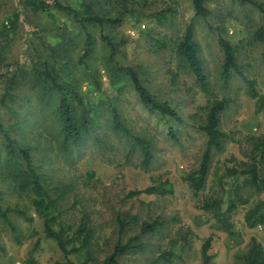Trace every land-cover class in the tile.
Returning a JSON list of instances; mask_svg holds the SVG:
<instances>
[{"label": "rangeland", "instance_id": "374dc122", "mask_svg": "<svg viewBox=\"0 0 264 264\" xmlns=\"http://www.w3.org/2000/svg\"><path fill=\"white\" fill-rule=\"evenodd\" d=\"M61 1L77 6L83 0ZM98 1H94L96 10L109 17H118L122 4L128 9H123L121 24H107L104 29L118 45L111 61L136 69L151 93L168 101L184 121L151 112L128 77L115 85L107 68L109 63L106 66L110 49L102 41L101 30L91 28L96 45L89 66L70 65L61 69V74L77 76L85 101L98 105L95 124L78 146L62 151L63 136L54 109L52 113L58 100L41 94L46 86L34 73V66L40 59L52 60L48 45L56 47L60 42L58 50L68 55L59 31L67 32L64 38L74 37L69 60L77 59L83 51L85 34L76 30L77 25L62 12L36 13L25 7L24 0H0V99L8 79L18 74L14 97L7 99L6 105L0 103V120L5 125L20 121L23 128L15 136L33 145L35 161L46 174L54 195L64 193L58 204V223L69 225L73 231L82 215H89L96 236L90 264H101L119 240L139 234L143 221L157 217L165 225L156 233L142 235L146 247L122 255L121 264H201L202 243L209 236L213 237L212 264H240L238 256L245 253L252 238L264 246V226L250 228L245 224L246 212L264 201V189L250 185L246 174L228 173L232 167L242 170L254 163L262 166L264 108L257 110V99L251 96L246 79L253 80L264 96V45L255 36L257 30L264 29V11L239 0H206L209 15L195 17L191 0H120L118 6L113 0ZM257 1L264 7V0ZM15 12L20 13L18 28L5 35L2 23ZM190 22L195 25L207 90L175 53ZM5 24L10 26L9 22ZM220 39L236 47V61L241 67V74L232 68L226 80L222 78L225 55ZM214 99L228 101L220 126L230 138L221 150L214 151L207 185L196 195L185 176L200 165L207 136L198 126ZM112 103L133 135L151 141L153 159L148 167L142 165L143 155L134 139L113 129ZM170 125L175 137L169 134ZM3 145L0 137V152ZM8 173L0 164V202L4 208L24 210L27 216L13 211L8 218L0 215V264H31L32 258L36 264H59L68 259L81 264L86 251L66 257L57 242L46 237L43 219L31 205V196L20 193ZM220 178L226 191L220 186ZM165 181L170 182L171 193L128 196L132 190ZM237 191L243 201L237 200L238 206L230 213L234 222V234L230 235L201 205L208 197L222 195L226 207ZM119 215L126 221L132 216L137 218L121 230ZM170 251V260H157Z\"/></svg>", "mask_w": 264, "mask_h": 264}, {"label": "trees", "instance_id": "16d2710c", "mask_svg": "<svg viewBox=\"0 0 264 264\" xmlns=\"http://www.w3.org/2000/svg\"><path fill=\"white\" fill-rule=\"evenodd\" d=\"M95 0H83L79 5L65 4L61 0H24L25 7L36 13L52 14V10L62 12L77 25L76 30L83 31L85 39L83 43V51L77 59L71 58L69 47L74 41V37L64 38L66 31H59L61 41L65 47L62 53L57 47L61 45L59 42L56 47L48 45L52 60L40 59L38 64L34 66V73L42 80L46 86L41 90V94L49 95L58 100V104L52 106V113L54 109V117L60 126L63 140L60 146L62 151L68 152L72 146H78L85 136L89 135L91 127L95 124L94 112L97 109L96 104L87 103L81 94L80 81L77 76L65 77V73L61 74V69H65L72 65L89 66V61L95 52L96 38L91 28L100 29L102 34V41L110 49L108 52L107 65L109 63L110 77L115 85L122 83V77H128L138 93L141 102L146 105L153 113H157L162 117H170L177 122H183L184 119L178 110L173 107L168 101H164L151 93L150 89L143 84L142 79L136 69L126 65H115L114 54L117 50V43L109 34L104 32L107 24H121L125 12L128 10L126 4H122V9L119 8L120 13L118 17H109L106 13H101L96 10ZM195 9V17H207L210 10L206 6V0H191ZM243 4H251L264 11L262 3L257 0H239ZM100 0L98 1V3ZM120 5V0H113ZM3 21L2 30L5 35L10 31L14 32L18 28L20 20V13L15 12ZM5 22H9L10 26H6ZM35 34H38L35 31ZM74 36L73 34H70ZM256 38L264 45V29H259L255 32ZM63 38V39H62ZM158 44L164 45L162 40H157ZM220 45L224 50L225 63L223 65L222 78L226 80L230 76V70L234 68L241 74V67L236 61V47L226 39H220ZM47 46V47H48ZM200 45L195 39V25L193 22L188 23L181 38L178 40L176 47V54L179 61L191 69L197 76L201 86L207 90L208 80L204 73L203 63L199 57ZM59 66L60 64H62ZM58 65V66H57ZM59 69V72L58 70ZM63 76V78H61ZM249 84V92L253 98L257 99V110L261 111L264 108V96H262L255 88L254 81L246 79ZM18 82V74H13L7 81L6 92L0 99V103L8 104L13 95L14 86ZM120 87V86H118ZM8 99V100H7ZM43 101V98H40ZM228 105L226 99H214L207 107L206 117L202 124L198 126L207 136V146L202 155L200 165L197 169L186 174L185 179L188 181L190 187L196 195L205 188L208 182V175L211 168V163L214 151L221 150L226 139L230 138L229 133L221 130V114L225 111ZM114 120L112 121L113 129L121 132L127 139L132 137L134 144L140 146L143 155L142 165L148 167L153 159L152 143L140 136L133 135L128 127L121 121L120 115L113 103L110 105ZM11 112H14L11 109ZM23 128L20 121H16L11 125H5L0 120V137L4 140L3 150L0 152V164L9 172L8 176L12 183L16 186L20 193H27L31 196V205L36 213L43 219L44 233L46 237L52 238L57 242V245L62 250L64 255L86 251L85 260L81 264H90L94 260L91 247L96 238L95 230L91 226L89 215H82L77 228L71 231V227L58 223L60 213H58V204L62 199L64 193L54 195L52 188L46 180L39 164L35 161L33 156V145L26 143L23 139L16 137L15 134ZM169 134L175 137L174 128L169 127ZM260 162L262 166L253 164L248 169L239 170L235 167L228 169L230 175L246 174L248 175V183L256 187L258 190L264 189V155L261 154ZM220 186L226 191L222 179H219ZM238 189V187H237ZM169 181L161 182L155 185H150L143 189L132 190L128 196H135L142 193H158L166 194L172 192ZM229 191V189H227ZM2 193L0 192V201ZM237 200H242V197L236 192V198L230 199L225 207L226 201L222 195H216L206 198L201 208L205 211L211 212L216 218L220 228L226 230L230 235L234 234V222L231 219V211L235 209ZM243 201V200H242ZM245 201V200H244ZM76 201L74 202V204ZM73 204V205H74ZM18 212L27 216L24 210L18 207L4 208L0 202V215L8 218L9 212ZM32 217H30L31 219ZM136 216H132L130 220L126 221L121 215L118 217V222L121 230L128 225V222L133 221ZM245 224L247 227L254 228L257 226H264V201L249 209L245 214ZM165 222L157 217L152 221H143L141 224L140 233L129 237L126 241L119 240L115 245L113 251L101 261V264H121L120 257L133 251L144 249L146 244L142 240V235L152 234L158 232ZM213 237L209 236L203 240L201 255V264H212L213 254L210 252ZM173 252L162 253L157 260H170ZM240 264H264V246L256 238H252L248 244L247 250L244 254L239 255ZM31 264H36L34 259H31ZM59 264H77L72 260H66Z\"/></svg>", "mask_w": 264, "mask_h": 264}]
</instances>
